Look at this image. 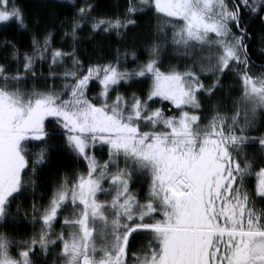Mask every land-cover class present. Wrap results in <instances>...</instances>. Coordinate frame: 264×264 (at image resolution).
<instances>
[{
	"label": "snow or ice",
	"instance_id": "snow-or-ice-1",
	"mask_svg": "<svg viewBox=\"0 0 264 264\" xmlns=\"http://www.w3.org/2000/svg\"><path fill=\"white\" fill-rule=\"evenodd\" d=\"M70 3L76 11L61 24H69L73 44L64 51L52 47L53 31L38 34L47 28L42 18L17 0H0V26L37 30L31 51L4 42L17 67L0 64V228L29 216L40 225L22 240L0 231V264H40L57 247L62 264H129V256L132 264H264V206L257 207L264 205V135H250L264 116V71H253L264 64L249 52L252 21L264 24V0H127L114 17L94 16L98 5L88 0ZM150 14L157 23L145 62L124 68L119 49L114 60L81 59L85 28L90 41L113 33L123 41ZM167 29L177 54L191 60L183 71L161 70ZM131 57L135 63L136 51ZM229 74L240 84L231 115L222 101L212 103ZM57 79L59 90L36 84ZM165 103L171 107H154ZM57 139L85 170L55 177L47 205L38 206V181ZM105 148L101 162L96 152ZM141 181L143 195L134 190ZM28 196L30 212L22 207ZM141 236L147 243L133 252Z\"/></svg>",
	"mask_w": 264,
	"mask_h": 264
},
{
	"label": "trees",
	"instance_id": "trees-1",
	"mask_svg": "<svg viewBox=\"0 0 264 264\" xmlns=\"http://www.w3.org/2000/svg\"><path fill=\"white\" fill-rule=\"evenodd\" d=\"M89 3L98 5V7L93 12V15L99 16H123L124 10L127 7V0H88ZM17 3L24 7L25 12L30 14L33 18H42L47 25V28H41L38 34H43L45 31L54 32L53 48H62L64 51H70L73 44L70 36L66 37L65 32L71 31L69 24H61V21L70 22L76 9L72 7L70 0H62L59 6H50V0H17ZM76 5H82L84 0H75ZM261 16H264V13H261ZM134 19L136 17H133ZM139 27L133 28L129 31L126 40L118 39L113 33L112 36L108 39L100 40L97 37L96 40L90 41L91 32L85 28L83 31L79 32L81 43L79 45L81 52V59L87 60L88 57H91L92 60H96L97 57H105L108 60H114L117 52L120 50V59L122 61V66L129 70L136 67L138 63H143L148 59L147 55V45L154 38L155 25L157 23L156 17L154 14L149 16H144L137 20ZM169 41L168 46H166L162 51V62L163 67L162 71L166 70L169 65L178 67L181 71L184 70L186 65L191 64V60L184 59L178 55V50L171 46L170 37L171 29H167ZM251 35L252 40L249 46V52L252 58V61L255 62L256 59L263 57L264 58V42H262L261 37H264V24L261 23L260 19H255L251 24ZM37 30L30 28L26 31H21L17 28L15 24L10 26H0V64H6L9 66L11 72H14L17 65L12 62V49L11 47H5L4 42L11 41L14 43L21 52L31 51L32 47V37ZM135 41V42H133ZM163 43V41H161ZM262 49L263 52L258 49ZM127 51L129 53L127 57V62H124V53ZM136 51L138 59L136 62H132L131 52ZM182 51V50H181ZM64 67L71 68V61L68 60L65 62ZM64 67L56 69L58 73L64 71ZM37 70H40V64H37ZM43 71L47 74V64L43 65ZM205 84L213 83V79L204 78ZM64 83L62 80H48V81H36L38 87H44L45 84L51 85L55 84L57 89ZM224 90L223 92H218L217 96L213 98L212 103L215 104L217 101H222L225 105L222 108V112H227V114H232V100L238 99L240 96V84L237 81V78L233 74H229L223 80ZM31 84H29V87ZM131 89L129 91H134ZM99 91V88L93 89L89 93L90 96L95 95ZM121 92H124L125 89L121 88ZM115 95V93H113ZM231 97V99H229ZM154 107H164L170 108L171 106L167 103L163 105H154ZM168 114H174L172 112ZM204 115L210 116L211 113H204ZM206 122V121H205ZM256 130L251 131L250 135L259 136L264 135V116H261L258 113ZM53 143L57 146L55 150L51 153V163L45 167L41 174L38 183L43 184L41 188H37L36 203L38 206L47 205L48 198L51 195L52 188L55 185V177L64 173L70 172L72 170L84 171L85 165L82 163H77L74 159L70 157L66 152L63 151L62 143L60 140H54ZM97 159L103 160L107 159V149L105 148L103 152H96ZM254 186V180L252 181ZM107 187V185H105ZM134 190L139 191L141 195L147 192V184L141 181L134 186ZM43 196V198H41ZM110 198V197H109ZM104 199V197H101ZM32 206V199L30 196L22 198V207L25 210L30 212ZM260 202H257V207H261ZM12 213H15V205L12 207ZM63 215H68L65 212ZM11 219V218H10ZM31 220V216L28 217V220H24L22 217L17 218L16 224H9L7 227L0 228V231H6L8 233H15L16 240L27 239L33 235V232H38L40 225L36 224L33 226L28 221ZM63 223V216L59 218L58 223L55 225V231H61V224ZM147 240L145 237H138L136 246L133 248V252H138V249L142 244H146ZM60 251V247H57L53 250V254L49 255L40 260V264H44V260H47V264H62L60 258L56 255ZM129 264H132L131 256H129Z\"/></svg>",
	"mask_w": 264,
	"mask_h": 264
},
{
	"label": "flooded vegetation",
	"instance_id": "flooded-vegetation-1",
	"mask_svg": "<svg viewBox=\"0 0 264 264\" xmlns=\"http://www.w3.org/2000/svg\"><path fill=\"white\" fill-rule=\"evenodd\" d=\"M263 34H264V31H263ZM258 50H259V51H257V52H259V54H260V51L263 52V50H262L261 48L258 49ZM254 63H255L256 65H262V64H264V58H263V57L258 58V59H256V61H255ZM253 71H255V72L264 71V68H259V67H257V68H254Z\"/></svg>",
	"mask_w": 264,
	"mask_h": 264
},
{
	"label": "rangeland",
	"instance_id": "rangeland-1",
	"mask_svg": "<svg viewBox=\"0 0 264 264\" xmlns=\"http://www.w3.org/2000/svg\"><path fill=\"white\" fill-rule=\"evenodd\" d=\"M258 116V115H257ZM241 122H243V120L241 119Z\"/></svg>",
	"mask_w": 264,
	"mask_h": 264
}]
</instances>
